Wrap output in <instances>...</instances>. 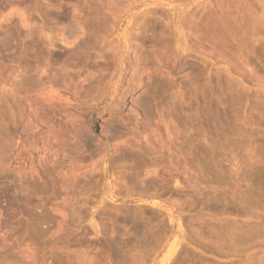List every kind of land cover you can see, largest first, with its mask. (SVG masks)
Here are the masks:
<instances>
[{"label":"rangeland","instance_id":"obj_1","mask_svg":"<svg viewBox=\"0 0 264 264\" xmlns=\"http://www.w3.org/2000/svg\"><path fill=\"white\" fill-rule=\"evenodd\" d=\"M0 264H264V0H0Z\"/></svg>","mask_w":264,"mask_h":264},{"label":"bare ground","instance_id":"obj_2","mask_svg":"<svg viewBox=\"0 0 264 264\" xmlns=\"http://www.w3.org/2000/svg\"><path fill=\"white\" fill-rule=\"evenodd\" d=\"M175 247H176V246H173L172 248H168L167 251H166V255H169V256H170L172 253H174V251H175L174 248H175ZM169 256H168V257H169Z\"/></svg>","mask_w":264,"mask_h":264}]
</instances>
